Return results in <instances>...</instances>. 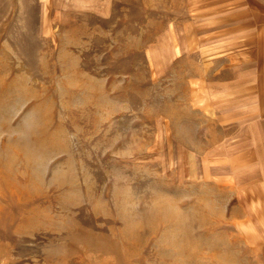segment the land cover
<instances>
[{
    "label": "rangeland",
    "instance_id": "1",
    "mask_svg": "<svg viewBox=\"0 0 264 264\" xmlns=\"http://www.w3.org/2000/svg\"><path fill=\"white\" fill-rule=\"evenodd\" d=\"M223 1L0 0V264H264L204 164Z\"/></svg>",
    "mask_w": 264,
    "mask_h": 264
},
{
    "label": "crops",
    "instance_id": "2",
    "mask_svg": "<svg viewBox=\"0 0 264 264\" xmlns=\"http://www.w3.org/2000/svg\"><path fill=\"white\" fill-rule=\"evenodd\" d=\"M211 9L209 40L225 62L199 110L223 132L209 146L206 175L233 188L264 257V4L224 0Z\"/></svg>",
    "mask_w": 264,
    "mask_h": 264
}]
</instances>
